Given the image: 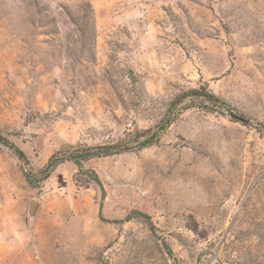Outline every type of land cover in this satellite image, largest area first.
<instances>
[{
    "label": "rangeland",
    "instance_id": "1",
    "mask_svg": "<svg viewBox=\"0 0 264 264\" xmlns=\"http://www.w3.org/2000/svg\"><path fill=\"white\" fill-rule=\"evenodd\" d=\"M202 87L245 124L192 108L139 147ZM0 135L34 174L133 147L31 186L0 143V264H264V0H0Z\"/></svg>",
    "mask_w": 264,
    "mask_h": 264
},
{
    "label": "trees",
    "instance_id": "2",
    "mask_svg": "<svg viewBox=\"0 0 264 264\" xmlns=\"http://www.w3.org/2000/svg\"><path fill=\"white\" fill-rule=\"evenodd\" d=\"M192 108H198L208 112H226L232 116L236 122L245 124L242 118L236 117L235 109L230 104L224 101L221 97L210 92L207 88L202 87L183 92L175 100H173L165 114L164 120L159 124L157 131L146 130L137 133L138 139L141 140V138H143L142 141H140L141 143H139V147L146 148L158 144L161 140L162 133L170 127V125L178 119L185 110ZM0 143L6 145L13 152L15 157L22 163L25 177L31 186H33L34 177L40 176L41 181L46 180L50 176L53 168L65 160L72 161L77 167L82 169L83 163L93 158H103L133 150V147H128L127 145H110L100 148H86L85 150L79 152L76 150L67 151L66 153H62L61 158H59L58 155L53 156L43 171L34 174L30 170H27L28 160L21 149H19L14 143L3 138L1 135ZM96 180L98 184L101 185L100 181L98 179Z\"/></svg>",
    "mask_w": 264,
    "mask_h": 264
},
{
    "label": "water",
    "instance_id": "3",
    "mask_svg": "<svg viewBox=\"0 0 264 264\" xmlns=\"http://www.w3.org/2000/svg\"><path fill=\"white\" fill-rule=\"evenodd\" d=\"M37 211V205L32 204V212L35 213Z\"/></svg>",
    "mask_w": 264,
    "mask_h": 264
}]
</instances>
